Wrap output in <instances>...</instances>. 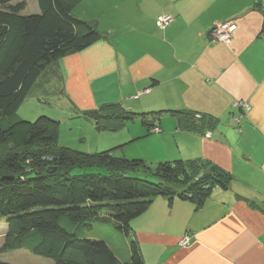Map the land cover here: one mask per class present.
Instances as JSON below:
<instances>
[{"label": "crops", "instance_id": "obj_1", "mask_svg": "<svg viewBox=\"0 0 264 264\" xmlns=\"http://www.w3.org/2000/svg\"><path fill=\"white\" fill-rule=\"evenodd\" d=\"M256 1L158 0L136 17L126 9L124 26L102 30L97 42L54 66L61 77L53 79L55 91L69 104V118L113 104L136 114L190 112L211 122L210 129L184 130L164 114L159 133L140 129L134 136L126 126L131 140L148 143L153 160L137 158L146 164L200 161L227 177L224 188L213 189L199 208L187 200L155 198L131 222L145 264H264V37ZM159 15L171 16V26L159 30ZM229 21L236 25L230 44L211 42V29ZM78 121L60 120L61 146L71 147L62 133L74 131ZM185 236L189 244L180 247Z\"/></svg>", "mask_w": 264, "mask_h": 264}, {"label": "trees", "instance_id": "obj_2", "mask_svg": "<svg viewBox=\"0 0 264 264\" xmlns=\"http://www.w3.org/2000/svg\"><path fill=\"white\" fill-rule=\"evenodd\" d=\"M15 1L0 0V219L6 225L0 254L24 250L54 264H145L131 222L155 198L187 200L199 208L213 189L224 188L227 177L200 161L151 167L117 155L115 148L96 154L61 148L60 122L15 119L33 89L54 93L53 79H61L54 68L58 60L102 37L95 24L75 17L72 0H36L33 15H23L26 3ZM262 1L255 4L264 13ZM113 111L118 113L99 119L121 125L138 119L148 134L164 114L184 130L213 128L207 117L190 112L136 114L112 104L99 113Z\"/></svg>", "mask_w": 264, "mask_h": 264}, {"label": "rangeland", "instance_id": "obj_3", "mask_svg": "<svg viewBox=\"0 0 264 264\" xmlns=\"http://www.w3.org/2000/svg\"><path fill=\"white\" fill-rule=\"evenodd\" d=\"M23 1L26 3V8L23 11V15H33L36 14L38 11V6L36 0H16V2ZM75 4L74 15L76 18L95 24L96 29L98 32H102L104 29L110 28L112 25L119 29L120 27L124 26L123 18L125 15V11L127 9V13L129 15H134L136 17L138 12L143 9L144 5L147 3L148 8L152 6L155 7L156 2L158 0H72ZM14 3V4H15ZM264 13H262V16ZM165 16V15H159ZM157 18L155 19V24L157 22ZM169 21V22H168ZM171 20L165 19V24H169ZM173 22V21H172ZM172 24V23H171ZM168 25L166 28L171 26ZM223 23H217L216 25H221ZM135 27L133 23L131 25ZM166 28H158L159 30H164ZM236 31V30H235ZM233 32V34L235 33ZM232 34V36H233ZM213 35V34H211ZM232 37H230V40ZM224 44V43H223ZM230 44V43H229ZM41 88L33 89L29 95L26 97L23 104L20 106L18 111L16 112L14 118H19L20 120L27 121V122H34L39 117H46L53 121L60 122L63 121H74L78 119L80 121L76 124V129L72 132L68 130H64L62 133V137L66 139L68 142L72 140L69 145L70 148L61 146V148L73 150V151H80V153L84 154H96L100 153L101 151L110 150L115 148V152L130 154L133 159L142 158L144 156L148 160H153L149 153H151L150 147L145 138L138 139V140H131L129 136V130L131 132V136L137 134L140 129L146 128L141 124L140 120L135 119L133 121L123 123L124 126H112L106 125L107 123H103V121L98 117V115H102L98 111L86 112L82 113V115H74L72 118L67 116V113L64 111L65 109H69V104L65 100L64 97L54 91V93L40 90ZM142 92V91H139ZM138 92V93H139ZM144 94H141L142 96ZM138 96L137 98H139ZM68 105V106H67ZM99 113V114H98ZM72 115V114H71ZM70 119V120H69ZM95 124L99 127L96 128ZM129 127V130L126 128ZM72 134V136H71ZM77 138V140H76ZM81 138V142L78 139ZM74 139V140H73ZM66 142V141H65ZM79 148V150L76 149ZM2 153H6V149L1 150ZM147 152V153H145ZM135 155V156H133ZM31 159L32 157H29ZM143 159V158H142ZM32 160L37 161L32 158ZM30 162V160H29ZM156 164V163H155ZM153 164L151 167H155L156 165ZM0 219V234L3 233V229L6 228L4 220ZM1 238V236H0ZM187 236L183 237V240L189 244V238L187 240ZM134 240L137 243L136 238ZM182 240V239H181ZM180 240V241H181ZM184 243V242H182ZM187 244V245H188ZM187 245H179L180 247H185ZM22 255L21 260L18 257ZM0 259L6 262H10L11 264H37V260L40 261L42 264L43 262H47L50 264H54L51 260L42 258V257H35L29 254L24 250L19 251H12L0 254ZM36 261V262H33ZM30 261V262H29ZM39 264V263H38Z\"/></svg>", "mask_w": 264, "mask_h": 264}, {"label": "built area", "instance_id": "obj_4", "mask_svg": "<svg viewBox=\"0 0 264 264\" xmlns=\"http://www.w3.org/2000/svg\"><path fill=\"white\" fill-rule=\"evenodd\" d=\"M165 19H168V20H171L172 19V17L171 16H169V15H165V16H158V18H157V22H156V26L158 27V28H160V29H162V28H165V27H167L168 25H170V23L172 22H170L168 25L167 24H165V22H164V20ZM173 20V19H172ZM169 22V21H168ZM215 30L213 31V35H211V41L213 42V43H224V44H229L230 42H231V40H230V37H232V34H233V32L236 30V26H235V24L232 22V21H230V22H227V23H223V24H221V25H215ZM149 93V90L147 89V90H144V91H142V92H139V93H137L136 94V96H135V98H137L138 96H140L141 94H148ZM234 107H236V108H240V109H242V110H249V106L248 105H244V104H242V103H237V104H235L234 105ZM197 118H199V116H197ZM238 119L239 118H236L235 119V121H237L238 122ZM160 131H159V128H158V126L157 125H155L151 130H150V133H154V134H156V133H159ZM204 137L206 138V139H209L210 137H211V134L210 133H205V135H204ZM187 240H188V238H187ZM182 242H184V243H182ZM187 245L188 244V242L186 243L184 240H183V238H182V240L179 242V245Z\"/></svg>", "mask_w": 264, "mask_h": 264}, {"label": "bare ground", "instance_id": "obj_5", "mask_svg": "<svg viewBox=\"0 0 264 264\" xmlns=\"http://www.w3.org/2000/svg\"><path fill=\"white\" fill-rule=\"evenodd\" d=\"M215 28L216 27H213L212 29H211V31L209 32V39H210V41H211V34L213 33V31L215 30ZM212 42V41H211Z\"/></svg>", "mask_w": 264, "mask_h": 264}, {"label": "water", "instance_id": "obj_6", "mask_svg": "<svg viewBox=\"0 0 264 264\" xmlns=\"http://www.w3.org/2000/svg\"><path fill=\"white\" fill-rule=\"evenodd\" d=\"M99 116V115H98Z\"/></svg>", "mask_w": 264, "mask_h": 264}]
</instances>
